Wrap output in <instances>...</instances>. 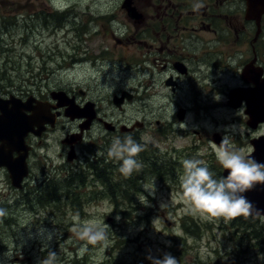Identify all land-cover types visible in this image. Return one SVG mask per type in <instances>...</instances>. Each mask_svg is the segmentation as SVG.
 <instances>
[{"label": "rangeland", "instance_id": "374dc122", "mask_svg": "<svg viewBox=\"0 0 264 264\" xmlns=\"http://www.w3.org/2000/svg\"><path fill=\"white\" fill-rule=\"evenodd\" d=\"M124 2L0 0V97L66 91L80 106L94 103L99 118L143 125L136 141L144 146L137 157L143 165L139 171L125 177L119 164L105 171L109 183L104 185L94 175L96 164L87 159L93 151L102 156L101 149L106 151L115 137L94 126L78 148L80 163H70L61 124L67 130L76 127L63 116L31 158L32 175L22 189L0 171V264H38L50 251L57 254L56 264H151L149 253L157 258L170 253L179 264H264L263 218L226 222L193 211L181 187L186 159L203 160L214 178L222 177L214 151L218 145L208 142V135L227 136L232 149L245 157L255 150L252 141L264 138V123L253 129L245 106L228 105L230 91L245 83L235 74L244 47H234L238 61L229 51L227 68H214L208 59H199L200 52L223 51L234 36L199 30L183 51L191 55L189 75L172 65L161 70L153 62L150 35L142 30L144 19L129 20ZM232 2L218 4V14L227 13L235 25ZM149 5V0L140 3L143 14L153 11ZM200 15L193 19L196 26ZM178 76L180 88L173 92L166 81ZM122 91L134 96L124 110L112 101ZM181 109L184 120L177 117ZM155 155L172 166L173 184L166 189L152 169ZM129 180L135 184L126 187ZM77 215L81 223L96 220L106 227L107 247L88 245L80 253L86 242L74 231ZM183 224L191 225L186 229ZM254 231L263 237L254 239Z\"/></svg>", "mask_w": 264, "mask_h": 264}, {"label": "flooded vegetation", "instance_id": "af4514ba", "mask_svg": "<svg viewBox=\"0 0 264 264\" xmlns=\"http://www.w3.org/2000/svg\"><path fill=\"white\" fill-rule=\"evenodd\" d=\"M135 4L136 9L141 12L142 18L144 19V25L147 27H143L142 30L148 31L147 34L150 35V40L152 41L151 44V50L153 52V62L161 67V70H165L169 65H172V68L176 70L180 75L187 76L190 73L189 67L186 65L187 62L191 60L190 54H185L183 51H187L188 46L190 45V35H192L194 32H197L199 30L206 31L209 30L212 33H226L227 35H233L234 36V42H225V44H228L227 47L224 48V50H215L212 48L203 49L200 52L199 59L203 62H205V59H208L209 63L217 69H225L227 68L226 65H224V62L226 61V58L228 57V52L231 51L230 57L234 59V61H238V55L235 53L238 49L234 48L236 46L244 47L241 51L242 54L240 57L242 58L240 61H238L237 68H235L236 76L241 75L244 68L254 61V65L251 66L252 69L258 70V68L262 69L263 71V78H264V15L261 19V29L260 33L255 41L256 33L258 30L257 23L254 20H248L246 19V11H247V2L245 0H234L232 2V6L229 9L230 11H234L236 13V16L234 17V20L236 21V24L233 25L232 22L229 19V16L227 13L220 12L218 14L219 6L218 4H221L222 1L224 4H226V0H155L153 2L150 1V7L153 8V11L150 13V15L143 14V12L140 10V3L145 2L147 3L148 0H132ZM202 3L204 4L201 9L198 11H194L193 7L194 5ZM228 4L230 2L228 1ZM228 12V13H229ZM199 13L201 17H203L202 21L196 26L195 22L193 21L194 18L199 17L197 16ZM242 17V21L238 20V17ZM149 18L150 22L149 24H146V20ZM206 19V23L204 19ZM129 20H131L129 18ZM133 22V21H132ZM240 23V24H239ZM207 24V25H206ZM198 27V28H197ZM221 38V39H222ZM210 46V44L208 45ZM212 49V51H211ZM218 56L219 59H216L215 57ZM207 61V60H206ZM183 70V71H182ZM234 74V75H235ZM172 85L170 86L173 90V92L177 91L180 88L179 84V76L177 78H170ZM243 80V79H242ZM168 81V80H167ZM166 81V85H167ZM244 81V80H243ZM245 82V81H244ZM239 88H250L252 85H245ZM168 86V85H167ZM236 89V88H235ZM34 92V91H32ZM66 92V91H65ZM123 92V91H122ZM116 94V95H121ZM68 95L69 93L66 92ZM114 95L113 98L116 96ZM33 96V98L31 97ZM72 98L75 99L76 103V96L71 95ZM25 102L27 99L32 98V105L35 110L37 107L45 106V108H48V111H51V114H58L60 112V116H57L55 121V126L53 127L51 124L46 125V129L42 132L41 136H37L34 134H30L26 138L27 146L29 147L28 152V158H27V166L29 168V175L27 178H25L24 184H26V180L28 181L32 175L31 172V158L33 157L36 150L42 146H44V138L45 136L56 129V126L59 125V121L63 119L64 109H55L54 106L57 105V101H54L51 96L50 97H43L40 94H28V96H22L19 97ZM134 98V96H133ZM114 102V99H113ZM125 101V106H126ZM29 104V103H28ZM79 104V103H78ZM80 105V104H79ZM123 105V108H120V110H124L125 106ZM29 106V105H28ZM243 108V107H241ZM26 114L30 115L32 112L25 111ZM97 118L92 122V124L89 126L88 129L84 130L82 132V135L79 136L81 133V125H83V120H74L70 124L73 127H76L72 130L66 129V124L62 123L61 128L62 130H65V138L67 137H74L72 140H76L74 143L73 149L75 150V159L70 163H80L82 157L78 153L79 146L84 144V137L86 136V133L91 131L94 126L100 125V127L105 128L108 131L109 137L116 138L121 137L123 138L125 134H131L135 140H139L138 134L140 133V126L139 123L131 124V122H124L119 121L117 119H106V117L99 118L98 112ZM67 119V117H66ZM105 122L109 124V128L107 129L105 126ZM143 126V125H142ZM141 126V127H142ZM200 136V139L203 140V136L199 132H196ZM219 134L217 132H214L212 135L207 136L208 142H213L216 145H220L216 143L215 141L217 137L215 138V135ZM221 136V140L224 137L223 135L219 134ZM63 141V140H62ZM110 142V141H109ZM221 142V141H220ZM63 144V142H61ZM66 148L71 149V145L69 144H63ZM68 145V146H67ZM102 156H98L95 151L91 152L90 157L87 159V163L89 161H93L95 164L97 163L100 168V174L97 172V170L93 169L95 177L100 180L104 185L109 183V181L106 180L104 173L106 170L112 169L115 170L116 166L120 164L119 161L115 159H110L108 157V149H101ZM13 158L18 156V153L15 151L13 152ZM68 158V156H67ZM155 161L152 165V169L158 173H156V177L161 182V187L163 189H166V187H169V183L172 181V166L167 162H158L159 157L154 156ZM68 160V159H67ZM151 166V165H150ZM223 170L220 171L221 176H223ZM0 171H3L5 173H8L4 167L0 168ZM9 175V173H8ZM99 175H103L102 177ZM10 178V176H9ZM11 180V179H10ZM12 183V182H11ZM135 184V181L129 180L126 184V187L133 186ZM173 184V181H172ZM22 187V188H23ZM259 221H261V218H257Z\"/></svg>", "mask_w": 264, "mask_h": 264}, {"label": "water", "instance_id": "95a60500", "mask_svg": "<svg viewBox=\"0 0 264 264\" xmlns=\"http://www.w3.org/2000/svg\"><path fill=\"white\" fill-rule=\"evenodd\" d=\"M247 2L246 19L254 20L257 23L258 31L255 41L260 33L261 19L264 15V0H245ZM124 9L133 20H139L142 15L137 12L132 6V0L124 2ZM132 9V11H131ZM142 20V19H141ZM254 61L248 64L242 73V78L247 84H252L250 88L233 89L229 93L228 105L233 108H240L243 103L246 105L245 113L248 115V126L257 129L261 123H264V78L262 69H252ZM183 71V70H182ZM167 85H172L171 80L167 81ZM51 97L57 101L55 109H65V116L72 121L76 119H84L81 125V133L89 128L92 122L96 119L95 104L88 102L84 107L76 104L75 99L62 90L52 91ZM132 94L124 91L121 96L114 97V105L117 108H122L125 100L131 101ZM32 98L23 102L14 95L8 99L0 97V168L5 167L9 172L12 185L15 188L22 189L25 178L29 175L27 167V158L29 147L26 144V137L31 133L41 136L46 129L47 124L55 126V121L58 114H51L45 106L37 107L35 110L32 105ZM29 103V104H28ZM29 105V106H28ZM25 111H30L28 115ZM177 117L179 120H184L185 110L181 109ZM108 129L109 124L105 122ZM70 136L65 138L63 144L71 145L68 153V161L72 162L75 159V150L73 149L76 140ZM216 143L220 144L221 139L217 137ZM254 152L248 157L256 159L260 163H264V138L254 139L252 141ZM17 152L18 156L13 158V152ZM223 176H227V171L224 169ZM249 201L252 202L254 208L261 214L252 215V217L264 218V185H256L251 191L244 194Z\"/></svg>", "mask_w": 264, "mask_h": 264}, {"label": "clouds", "instance_id": "9594fccd", "mask_svg": "<svg viewBox=\"0 0 264 264\" xmlns=\"http://www.w3.org/2000/svg\"><path fill=\"white\" fill-rule=\"evenodd\" d=\"M202 3L194 5L193 10L198 11ZM144 146L125 134L123 138L113 139L108 148V157L120 161L119 171L125 177H130L133 172L139 171L143 165L137 160ZM217 162L227 171V176L214 178L205 162L200 159L184 160V175L181 177L183 195L192 205L193 211L206 213L213 218H223L226 222L239 217H249L261 214L254 208L251 201L244 195L256 185H264V163L252 157H245L242 150H233L227 136H224L218 147H215ZM3 213L0 212V215ZM77 221L74 229L77 237L85 241L80 249L83 254L88 245L103 243L108 246L106 227L96 220ZM118 219V218H117ZM109 227V226H107ZM151 264H179V261L170 253L157 258L151 253L147 256ZM57 254L50 251L47 258L38 261V264H56Z\"/></svg>", "mask_w": 264, "mask_h": 264}, {"label": "trees", "instance_id": "16d2710c", "mask_svg": "<svg viewBox=\"0 0 264 264\" xmlns=\"http://www.w3.org/2000/svg\"><path fill=\"white\" fill-rule=\"evenodd\" d=\"M100 166H101V164H100ZM100 166H98L97 165V163H96V165H95V169L96 170H101L102 168H100ZM99 176H103V175H99ZM68 184V183H67ZM69 184L71 185L72 184V182L71 181H69ZM68 184V185H69ZM255 221H259V219H254ZM191 224L194 226V228H197L198 227V225L194 222H191ZM190 224V225H191ZM190 225L188 224V226H187V224H183V226H184V228H186V229H188L189 227H190ZM197 225V226H196ZM241 227H244V226H241ZM258 232H256V231H254V232H252V235H253V237H254V239H258L259 237H263V235H262V233L260 232V234H257ZM264 233V232H263Z\"/></svg>", "mask_w": 264, "mask_h": 264}, {"label": "bare ground", "instance_id": "6f19581e", "mask_svg": "<svg viewBox=\"0 0 264 264\" xmlns=\"http://www.w3.org/2000/svg\"><path fill=\"white\" fill-rule=\"evenodd\" d=\"M59 186V185H58ZM75 186V185H74Z\"/></svg>", "mask_w": 264, "mask_h": 264}]
</instances>
